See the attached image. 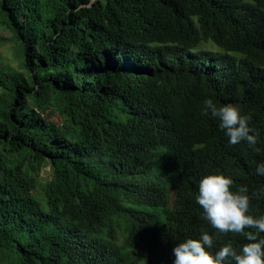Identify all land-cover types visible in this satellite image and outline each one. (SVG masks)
<instances>
[{
    "label": "trees",
    "instance_id": "16d2710c",
    "mask_svg": "<svg viewBox=\"0 0 264 264\" xmlns=\"http://www.w3.org/2000/svg\"><path fill=\"white\" fill-rule=\"evenodd\" d=\"M0 18L22 52L0 62V264H173L214 231L202 177L264 190V0H0ZM205 99L251 115L259 151Z\"/></svg>",
    "mask_w": 264,
    "mask_h": 264
},
{
    "label": "clouds",
    "instance_id": "9594fccd",
    "mask_svg": "<svg viewBox=\"0 0 264 264\" xmlns=\"http://www.w3.org/2000/svg\"><path fill=\"white\" fill-rule=\"evenodd\" d=\"M201 116H210L230 145L246 142L253 151H259L257 135L250 127L251 115L243 114L232 104L217 106L212 99L202 102ZM256 174L264 177V163L258 164ZM234 181L222 174H209L201 178L195 203L202 210V218L214 229L210 234L202 231L197 239H186L173 248V264H264V216L254 218L250 212V199H264V190L249 195L246 185L233 190ZM239 234L246 241L237 251L227 243L214 253L218 236Z\"/></svg>",
    "mask_w": 264,
    "mask_h": 264
},
{
    "label": "rangeland",
    "instance_id": "374dc122",
    "mask_svg": "<svg viewBox=\"0 0 264 264\" xmlns=\"http://www.w3.org/2000/svg\"><path fill=\"white\" fill-rule=\"evenodd\" d=\"M204 48H207V46H204ZM210 48L215 49L213 46ZM19 59L21 61L22 52L18 40H16L13 34L6 30L0 23V62L3 65H9L13 68L20 69ZM47 117L54 123L61 124V118L55 111H50ZM49 171L50 169L46 168L42 176L47 177Z\"/></svg>",
    "mask_w": 264,
    "mask_h": 264
},
{
    "label": "water",
    "instance_id": "95a60500",
    "mask_svg": "<svg viewBox=\"0 0 264 264\" xmlns=\"http://www.w3.org/2000/svg\"><path fill=\"white\" fill-rule=\"evenodd\" d=\"M97 0H91V5L94 3V2H96Z\"/></svg>",
    "mask_w": 264,
    "mask_h": 264
}]
</instances>
